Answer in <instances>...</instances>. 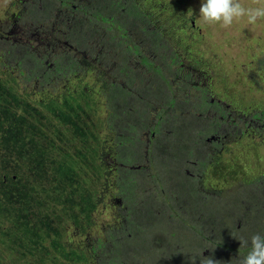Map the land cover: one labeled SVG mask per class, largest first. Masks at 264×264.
Masks as SVG:
<instances>
[{"label":"flooded vegetation","instance_id":"obj_1","mask_svg":"<svg viewBox=\"0 0 264 264\" xmlns=\"http://www.w3.org/2000/svg\"><path fill=\"white\" fill-rule=\"evenodd\" d=\"M162 1L2 0L0 49L14 56L5 69L28 96L103 108L101 141H115L96 203L116 221L97 227V264H200V254L236 264L250 251L239 238L264 235V157L252 153L264 151V75L234 74L231 48L257 67L264 46H244L251 27L237 20L202 26Z\"/></svg>","mask_w":264,"mask_h":264},{"label":"rangeland","instance_id":"obj_2","mask_svg":"<svg viewBox=\"0 0 264 264\" xmlns=\"http://www.w3.org/2000/svg\"><path fill=\"white\" fill-rule=\"evenodd\" d=\"M3 1L6 4L9 0ZM168 1L170 5L173 0ZM202 2L175 0L172 5L180 10H197V20L203 26ZM240 2L246 6L264 4V0ZM164 3L163 0L159 5ZM235 26L244 30L251 27L244 46H264V19L249 24L244 17ZM255 30L262 32L261 38ZM221 32L231 42V30ZM239 40L243 45L241 36ZM177 43L172 37L171 46L176 47ZM231 49L234 74H244L243 68L262 78L264 70L260 65L264 60L257 67L242 65L239 59L251 55L242 50H235L236 54ZM226 53L231 56V51ZM245 86L253 88L251 84ZM28 92L19 89L8 74H0V242L7 239L0 248V264H97L100 249L93 246L94 240H98L97 227L108 232L116 221L114 212H104L96 203L102 188L103 165L110 159L104 154L112 152L110 145L115 141L110 136L101 141L105 128L102 122L106 119L103 108L97 99L88 97L67 95L62 99V95L55 94L44 95L40 100L38 96H28ZM153 117L154 114L149 115L148 122ZM252 153L264 157L262 150ZM246 157L244 151L236 153V170L243 166Z\"/></svg>","mask_w":264,"mask_h":264},{"label":"clouds","instance_id":"obj_3","mask_svg":"<svg viewBox=\"0 0 264 264\" xmlns=\"http://www.w3.org/2000/svg\"><path fill=\"white\" fill-rule=\"evenodd\" d=\"M200 16L206 23H221L229 27L235 20L247 17L249 24L264 19V4L245 6L240 0H203ZM242 246H250L246 256L236 259V264H264V235L253 234L250 239L239 238ZM200 264H219L212 257L202 256Z\"/></svg>","mask_w":264,"mask_h":264},{"label":"trees","instance_id":"obj_4","mask_svg":"<svg viewBox=\"0 0 264 264\" xmlns=\"http://www.w3.org/2000/svg\"><path fill=\"white\" fill-rule=\"evenodd\" d=\"M1 2H2V0H0V5H1ZM3 3H4V1H3ZM111 4V3H110ZM243 5H245L244 3H242ZM246 6V5H245ZM174 11V10H178V11H180L181 12V14H182V12L184 13H186V16H195L196 14H198V11L197 10H192L191 8L189 9V10H186V7L185 8H183V9H177V8H174V9H171L170 11ZM174 13V12H173ZM4 16V14L2 13V12H0V17L2 18ZM169 18L171 19L172 18V13H170L169 14ZM92 33L89 31V33H87V36H90L88 39L89 40H94V38H95V36H93V35H91ZM95 41H96V39H95ZM101 42L103 41V40H100ZM112 42V41H111ZM112 43H114V42H112ZM98 43H97V41L96 42H94V44H92L91 43V46H93V48L94 47H96V45H97ZM101 45V44H100ZM98 46V45H97ZM13 61H14V56H6L4 53H3V51L0 49V74H1V76H4V75H9V76H11L9 73H8V70L7 69H5V64H13ZM29 67H30V69L32 68V66L31 65H29ZM260 67L262 68V70H264V64L263 65H260ZM12 77V76H11ZM12 80L13 81H17L18 79L17 78H14V77H12ZM20 80H21V78H20ZM9 82V81H8ZM33 84L31 83V86H32ZM16 94V93H15ZM15 97L16 98H18V94L17 95H15ZM20 108H22V106H20ZM66 156V155H65ZM207 213H209V211H207ZM16 223V222H15ZM18 233V232H17ZM6 242H7V239H2L1 240V242H0V248H3V244H4V246H5V244H6Z\"/></svg>","mask_w":264,"mask_h":264}]
</instances>
